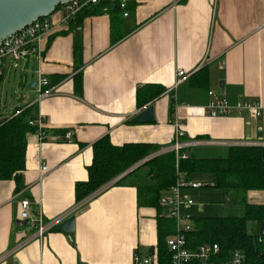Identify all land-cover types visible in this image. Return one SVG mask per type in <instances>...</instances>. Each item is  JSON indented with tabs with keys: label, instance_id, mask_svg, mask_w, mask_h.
I'll return each mask as SVG.
<instances>
[{
	"label": "crops",
	"instance_id": "crops-1",
	"mask_svg": "<svg viewBox=\"0 0 264 264\" xmlns=\"http://www.w3.org/2000/svg\"><path fill=\"white\" fill-rule=\"evenodd\" d=\"M127 1L134 13L123 16L121 41L112 44L110 14L90 16L71 31L68 12L59 8L50 17L56 29L41 42V52L19 63L7 59L0 68V121L33 106L46 131L43 141L27 135L23 189L16 192L14 181H0V264H133L136 253L155 250L157 211L140 206L137 189L119 181L172 151L173 120L183 124L181 142L195 143L181 150L185 155L194 151L209 157L233 146L264 143V0ZM76 37L83 45L81 95L74 89ZM204 67L212 71L210 87H189V78ZM180 70L189 77L174 89ZM62 75L67 78L54 83ZM42 78L52 92L38 100ZM149 85L165 92L138 108V90ZM210 91L231 105L259 101L262 116L211 117L205 110ZM149 106L155 122L133 123ZM67 132L73 133L71 142L65 140ZM106 136L115 147L132 143L160 149L77 202L76 184L88 181L94 144ZM184 193L191 197L192 190ZM26 199L31 207L24 220ZM247 200L263 205L264 192H248ZM71 216L74 232L53 231ZM39 217L48 228L41 237L34 225Z\"/></svg>",
	"mask_w": 264,
	"mask_h": 264
},
{
	"label": "trees",
	"instance_id": "trees-1",
	"mask_svg": "<svg viewBox=\"0 0 264 264\" xmlns=\"http://www.w3.org/2000/svg\"><path fill=\"white\" fill-rule=\"evenodd\" d=\"M108 8L111 20L112 44L125 37L122 32L123 13L117 2L103 0L100 4L82 8L70 21L71 31L80 27L90 16L103 15ZM128 10L134 13L133 5ZM74 89L78 95L83 90L82 40L78 37L74 43ZM212 71L202 68L189 78V87L208 89ZM67 78L62 75L54 83ZM51 86V85H50ZM165 89L149 85L138 90V108L159 98ZM171 101V109L174 107ZM20 114L0 121V181H14L16 192L23 189L22 173L26 168L27 135L35 128L29 125L36 119L33 106L18 109ZM93 162L88 168V181L76 184V201L82 202L101 186L121 176L131 168L160 149L152 144H125L122 147L112 145L108 136L94 144ZM178 158L176 152H168L146 161L129 172L119 182L137 189L140 206L154 208L157 211V250L159 264H170L171 254L167 246L168 237L176 233V223L168 219L160 206L161 195L176 186L179 178L185 182H198L202 188L223 192L233 209L239 208L240 215L229 214L222 217L193 216V230L186 234L187 247L196 249L203 244H218L222 261L240 250L245 256L244 264H264V236L259 235V224L264 222V204H251L247 200L248 192H264V146H233L227 149L225 156L202 157L191 151L185 158ZM129 180V181H128ZM118 182V183H119ZM255 227V232L251 229ZM59 228L53 229L58 231ZM150 251H154L151 248Z\"/></svg>",
	"mask_w": 264,
	"mask_h": 264
},
{
	"label": "built area",
	"instance_id": "built-area-1",
	"mask_svg": "<svg viewBox=\"0 0 264 264\" xmlns=\"http://www.w3.org/2000/svg\"><path fill=\"white\" fill-rule=\"evenodd\" d=\"M103 0H72L69 3L61 5L68 12L66 21H69L84 7L89 5L100 4ZM117 2L125 18L129 17L128 1L127 0H110ZM103 15L108 14V8H104ZM56 29V25L49 18H42L34 23L23 28L19 32L5 38L0 44V68L5 60L9 59L14 63H19L27 60L31 55L40 53V45L43 40L50 36ZM177 81L174 89L185 82L189 75L184 71H178ZM39 98L42 100L51 95L52 88L46 78L39 81ZM209 104L205 107L206 113L211 117L226 116V115H244L249 114L251 118H259L262 116L263 107L259 101L242 100L235 105H231L228 100L221 94L210 91ZM20 111L15 112V115L20 114ZM181 120V119H180ZM43 117H37L29 122V125L35 128V134L40 140L46 139V131ZM174 124V143L171 148L176 152L178 158L182 149L192 146L195 143L181 142L184 137L183 124L179 120H173ZM73 137L72 132L65 134V140L71 142ZM260 146H264L261 143ZM169 151V152H172ZM168 153V152H167ZM181 158H185L183 154ZM42 172L47 171V166L43 165ZM200 189L201 184L198 182H185L183 178H179L176 186L171 188L167 193L161 196L160 206L166 218L174 220L176 223V233L167 239V246L171 254L170 264H244L245 256L240 250H236L231 254L227 261H222L221 249L218 244H203L196 249H189L187 247L186 234L193 230V216L183 213L182 210L188 211L194 205L195 201L184 193L185 190ZM23 212L22 219H29V211L31 203L28 199L21 202ZM191 215V214H190ZM59 219L52 223V225L61 222ZM35 226H39L37 236L41 237L48 230L43 225L41 217L34 221ZM55 226V225H54ZM54 228V227H53ZM51 228V229H53ZM133 264H159L157 250L143 255L136 253L134 255Z\"/></svg>",
	"mask_w": 264,
	"mask_h": 264
},
{
	"label": "water",
	"instance_id": "water-1",
	"mask_svg": "<svg viewBox=\"0 0 264 264\" xmlns=\"http://www.w3.org/2000/svg\"><path fill=\"white\" fill-rule=\"evenodd\" d=\"M72 0H0V44L2 41L19 32L28 25L42 18L51 17L61 5ZM222 94H225V84L220 82ZM132 122L135 124H152L155 122L154 107L137 114ZM66 233L75 230V217L71 216L59 225ZM259 235L264 236V222L259 224Z\"/></svg>",
	"mask_w": 264,
	"mask_h": 264
},
{
	"label": "rangeland",
	"instance_id": "rangeland-1",
	"mask_svg": "<svg viewBox=\"0 0 264 264\" xmlns=\"http://www.w3.org/2000/svg\"><path fill=\"white\" fill-rule=\"evenodd\" d=\"M213 156H225L224 151H217ZM204 156H207L206 154ZM191 198L195 201L196 207L188 211H183L189 216L195 217H222L231 213L240 215L241 210L239 208H231L228 198L224 196L223 192L216 189L202 188L193 189L190 193ZM195 211V212H194ZM190 213L195 215H190ZM251 229L255 232V227L251 226Z\"/></svg>",
	"mask_w": 264,
	"mask_h": 264
}]
</instances>
